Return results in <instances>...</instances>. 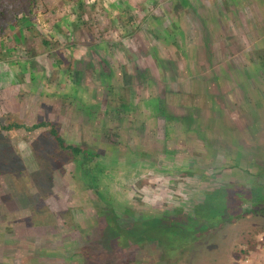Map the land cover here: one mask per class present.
Here are the masks:
<instances>
[{
    "label": "rangeland",
    "instance_id": "1",
    "mask_svg": "<svg viewBox=\"0 0 264 264\" xmlns=\"http://www.w3.org/2000/svg\"><path fill=\"white\" fill-rule=\"evenodd\" d=\"M200 2L216 19L204 28L193 16ZM6 18L1 123L51 122L67 144L99 155L90 168L100 187L92 190L81 181L74 157L45 142V135L33 148L48 151L41 190L52 184L55 196L43 200L32 176L41 173L39 164L28 162L27 146L33 143L28 137L48 128L14 139L12 152L26 157L25 168L11 176L3 162L12 157L0 152V229L8 235L0 237V249L22 254L19 264H264V218L247 213L250 203L239 205L238 217L235 208L222 212L219 227L172 258L162 259L155 243L120 249L100 232L109 200L144 220L173 215L179 207L190 210L205 190L201 169L208 170L212 186L252 190L261 184L264 0H36L23 26ZM77 19L76 27L68 25ZM242 29L249 39L240 37ZM5 136L0 151L9 148ZM11 166L20 168L18 162ZM34 204L43 207L31 216ZM67 208L96 222L84 244L88 260L66 257L78 245L70 219L61 217ZM7 237L18 244L14 251L3 243ZM3 252L0 264H15L9 259L16 257Z\"/></svg>",
    "mask_w": 264,
    "mask_h": 264
},
{
    "label": "trees",
    "instance_id": "2",
    "mask_svg": "<svg viewBox=\"0 0 264 264\" xmlns=\"http://www.w3.org/2000/svg\"><path fill=\"white\" fill-rule=\"evenodd\" d=\"M237 3V1H235ZM36 6V0H27L25 2L21 0H4L2 3H0V37H3L4 32L9 25L7 21V15H9L12 19H14L15 26L21 27L23 26V20L27 19L24 17H29L33 13V9ZM200 9L194 10L193 16L197 19L198 25H200V28H204L205 24L209 22V24H214L216 22V19L211 18L209 16L208 11L211 9L205 10L203 3L200 2L199 5ZM23 19V20H22ZM179 19V17H177ZM192 21V18H191ZM240 24H242L240 21H238ZM79 23V19L76 20L75 25L74 22L68 23L70 27L77 26ZM238 23V24H239ZM244 23H248V19L245 20ZM219 24V23H217ZM216 24V27L218 28V25ZM60 27L59 25L55 26V29ZM63 27V26H61ZM214 30V29H213ZM216 32V31H215ZM240 37L244 39H249L248 33H246L243 29L240 30ZM45 44V42H44ZM257 69V68H256ZM258 70V69H257ZM259 71V70H258ZM77 84L75 91L77 89ZM153 105L156 107V104L158 100H153ZM123 108H125L124 105H122ZM193 112V110H192ZM161 113H163L161 111ZM194 114V112H193ZM48 128V131L45 132V134L40 133L35 135L34 137H28V139L33 142L32 144L27 146L28 151L31 149V158L29 157V163L30 162H38V170L41 173L34 172L33 177L36 179L34 180V183H37L38 186H35L36 189L39 191V193L42 195V199L47 201V199H53L55 196V193H53L52 184L45 188V190H41V179L43 176L44 166L42 165L41 161H44L46 163V160L48 158V154L46 150H41L40 152L42 154H39L37 151L34 150L33 145L36 146V143L40 144L39 142H43V138L45 142L54 141L59 149V152H63L64 154L68 155L69 157H74L77 163V169L79 167V177L81 181L84 183H87L92 190L100 187L99 180L92 175V169L90 168V163L93 161V159L99 155L95 153L93 150L89 152H86V149L82 146H75V145H69L65 142L64 138L61 136L59 131L57 130L56 126L52 124L51 122H38L30 127L26 126L23 123H19L18 121H12L9 122V124H2L0 121V135L1 133L6 134V139H3L7 141V145L9 148L4 149V154H8V156H11L12 159H10V162H3L4 165H6L8 168L7 173L11 174V176L15 177L18 176V174L23 172L22 167L23 166V158L26 159L24 155H19V157H16L13 151L12 145L15 143L14 139H19L21 135L24 134H32L33 132L37 131L39 132L40 129ZM15 135H18L15 137ZM14 138L12 139V137ZM27 139V138H26ZM13 140V141H12ZM17 141V140H16ZM60 152V153H61ZM14 155V156H12ZM141 155L138 153L137 156ZM12 162H18L20 164V168L11 171L13 167L11 166ZM106 168L109 169L108 171H112L113 169H110L107 165ZM89 169V171H88ZM98 171L100 172L102 168L97 167ZM204 173H208L203 169H201L198 172V176L201 177L204 175V181L206 183L205 190L201 192L199 199L197 202L194 203V205L191 207L190 210L186 209L185 207H179L175 208L172 211V214L170 212H165V216L163 215H154L153 218H150L148 220H144L141 213H139V217L136 218V212L135 210L131 208H125V206H120V208L115 206L114 200L113 203L109 200L108 206L109 210H107L104 215H102L106 222V227H101L102 231L104 232L103 235H105L106 241L108 244H111L109 241L112 240V243L115 244L120 249L126 247V245L133 243L136 244L139 247H143L145 244H151L155 243L162 251L164 252L161 256L162 259L172 258L173 256H176V253L181 252L182 250H190V248L200 239L201 235L207 231L208 229L217 228L220 226V224L224 221L219 220L220 215L224 211H231L235 208L234 217H238L241 212V209L239 205H243L244 203H250L253 208L252 210L247 209V213L250 212L254 215H257L261 218H264V169L261 170L258 174L261 184L253 185V189H247L242 185L234 186L228 185L217 187L212 186L208 183L207 178ZM210 175L212 174V171L209 172ZM213 177V174L211 175ZM201 179V178H200ZM213 179V178H212ZM86 186V184L84 185ZM225 187V188H224ZM240 188V190L236 189ZM230 189L232 192H229ZM247 189V190H246ZM241 195L246 196L247 198L240 199ZM99 197L102 199H106V197L99 192ZM233 195V196H232ZM249 198V199H248ZM31 199V198H30ZM101 199V200H102ZM32 201H36L37 199L33 198ZM31 200H29V203H31ZM225 200V204L221 201ZM47 207V205H44ZM43 207V206H41ZM39 205L34 204V207H31L28 212L33 213V215H38L40 213ZM49 209V208H48ZM240 209V210H239ZM245 211V212H246ZM50 214H53L52 208L49 209ZM79 210L74 208H67L63 214L62 219H70V227H72L71 233L74 234L73 238L77 237L78 245L77 247L73 249H68V253L66 255L68 260H71L72 258L77 259L79 256H84L85 260L89 259V255H87L86 251L88 248L84 246V244L87 241H91V235L90 232L96 230L94 227L96 226L95 220L93 218H87L83 217L82 213H79ZM103 213V212H102ZM101 213V214H102ZM60 215V214H59ZM30 217V216H27ZM231 218V217H230ZM33 223H36L34 221V217L32 220ZM37 222H41L40 218ZM67 225V224H66ZM99 227V225H98ZM8 235H4V231L0 229V237H5ZM6 242H3L7 247L12 249V251L15 250V248L18 246V244L15 242L14 238L10 239V237L4 238ZM26 249V251H29L28 246H23ZM81 250L83 251V254L81 253ZM3 251H7L8 254H10L11 258L18 256H22V254L19 253H10V251L6 248L0 249V253H3ZM18 251V250H17ZM67 252V250H66ZM24 255V254H23ZM180 255V256H181ZM17 256V257H18ZM25 256V255H24ZM16 257L15 260L9 259V261L19 264L20 260ZM70 257V258H69ZM93 257V256H91ZM26 256L24 257V259ZM28 258V257H27ZM15 261V262H14ZM41 260L35 261L36 264H38Z\"/></svg>",
    "mask_w": 264,
    "mask_h": 264
},
{
    "label": "clouds",
    "instance_id": "3",
    "mask_svg": "<svg viewBox=\"0 0 264 264\" xmlns=\"http://www.w3.org/2000/svg\"><path fill=\"white\" fill-rule=\"evenodd\" d=\"M191 113H192V116H191V119L194 117V115H193V112L191 111ZM191 115V114H190ZM193 121V120H192ZM25 168V167H24ZM32 179V178H31Z\"/></svg>",
    "mask_w": 264,
    "mask_h": 264
}]
</instances>
